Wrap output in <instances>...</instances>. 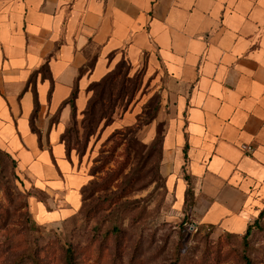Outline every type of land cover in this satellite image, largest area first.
I'll use <instances>...</instances> for the list:
<instances>
[{
    "label": "crops",
    "instance_id": "crops-1",
    "mask_svg": "<svg viewBox=\"0 0 264 264\" xmlns=\"http://www.w3.org/2000/svg\"><path fill=\"white\" fill-rule=\"evenodd\" d=\"M122 58L162 82L161 171L178 205L189 175L197 221L244 234L264 208V0H0V148L72 213L85 181L62 104L77 86L84 107Z\"/></svg>",
    "mask_w": 264,
    "mask_h": 264
},
{
    "label": "rangeland",
    "instance_id": "rangeland-1",
    "mask_svg": "<svg viewBox=\"0 0 264 264\" xmlns=\"http://www.w3.org/2000/svg\"><path fill=\"white\" fill-rule=\"evenodd\" d=\"M110 72L133 88L131 97L104 101L102 118L89 122L84 110L95 92L86 89L85 106L63 130L72 171L85 181L84 201L72 213L64 215L61 195L39 188L0 152V264H67L70 244L76 264H245L244 253L264 264V230L246 246L240 236L201 225L192 211L187 216L167 187L156 140L170 115L159 112L162 82L124 58Z\"/></svg>",
    "mask_w": 264,
    "mask_h": 264
},
{
    "label": "trees",
    "instance_id": "trees-1",
    "mask_svg": "<svg viewBox=\"0 0 264 264\" xmlns=\"http://www.w3.org/2000/svg\"><path fill=\"white\" fill-rule=\"evenodd\" d=\"M41 71L42 72H46V71L49 72L48 63H45L41 67ZM43 75L46 76V73H43ZM49 76H50V74H49ZM50 78H51V76H50ZM87 89L93 90L95 92V96L89 100L87 107L84 110L85 120H88L89 122H92L95 120L99 121L102 118L101 114L98 115V113H99L98 107L100 105H102L104 101H106V100H108V101L113 100L114 101L113 96L116 95L118 98H120V97H124L125 95H128V93H129L128 97H131V94L133 92V88L132 89H126L124 87V83L122 82L121 79L117 81L116 77H112L111 72L107 73L99 81H95V82H92L91 84H89ZM33 90H34L35 109H34L32 116H31V128L34 132H37L40 136V130L36 126V118L38 115L40 104H39L38 94H37L35 87L33 88ZM77 95H78V87L75 86L71 96L66 101H64L62 104V105H65V104L70 103V105L72 107L71 118H73V119L77 115V106H76V102H75ZM159 107H160V104H159L158 108ZM59 113H60V111L57 112L56 115H59ZM156 115H157V113H155V112L150 114L151 121L156 118ZM164 137H165V132L158 133L157 137H156L157 142L160 144L159 153H160V158H161V165H162V160H163ZM61 141L62 142L64 141L67 157H70V148L65 142L66 140L64 139V132L61 134ZM0 152L7 155L9 158H11V160H13L14 163H17V165H18L17 160L9 152L3 150L2 148H0ZM160 168H161V166H160ZM158 173H160V170L158 171ZM186 179L188 181L189 186L187 189V197H186V200L184 203V207H185L184 212L188 216L190 214V212L192 211L195 200H194V190H193V186H192L191 177L189 175H186ZM84 188H85V186H83L81 189L83 201H84ZM263 230H264V208L261 210L259 215L255 218L254 222L248 225V228L244 234H235V233H231V232H228V233L231 235L240 236L241 238H243L244 243L247 246L248 242H245V240H247L251 234H254L258 231H263ZM75 257H76L75 256V249H74L73 245L70 244L66 249L65 259L67 261V264H76ZM102 259H103L102 251L100 250L98 252L97 260L99 261V263H101ZM243 259L245 261V264H254L253 259L246 253L243 254Z\"/></svg>",
    "mask_w": 264,
    "mask_h": 264
},
{
    "label": "built area",
    "instance_id": "built-area-1",
    "mask_svg": "<svg viewBox=\"0 0 264 264\" xmlns=\"http://www.w3.org/2000/svg\"><path fill=\"white\" fill-rule=\"evenodd\" d=\"M248 148H250V147H248ZM251 149V148H250Z\"/></svg>",
    "mask_w": 264,
    "mask_h": 264
}]
</instances>
